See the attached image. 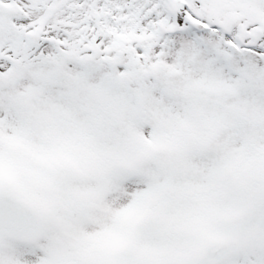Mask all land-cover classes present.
Listing matches in <instances>:
<instances>
[{
	"label": "snow or ice",
	"instance_id": "snow-or-ice-1",
	"mask_svg": "<svg viewBox=\"0 0 264 264\" xmlns=\"http://www.w3.org/2000/svg\"><path fill=\"white\" fill-rule=\"evenodd\" d=\"M0 264H264V0H0Z\"/></svg>",
	"mask_w": 264,
	"mask_h": 264
}]
</instances>
